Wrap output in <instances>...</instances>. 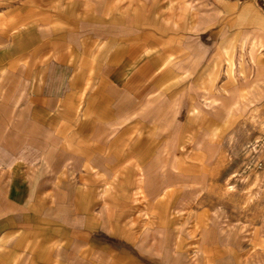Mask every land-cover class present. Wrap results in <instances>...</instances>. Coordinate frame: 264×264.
Masks as SVG:
<instances>
[{"label":"crops","instance_id":"1","mask_svg":"<svg viewBox=\"0 0 264 264\" xmlns=\"http://www.w3.org/2000/svg\"><path fill=\"white\" fill-rule=\"evenodd\" d=\"M256 112L264 0H0V264H264Z\"/></svg>","mask_w":264,"mask_h":264},{"label":"rangeland","instance_id":"2","mask_svg":"<svg viewBox=\"0 0 264 264\" xmlns=\"http://www.w3.org/2000/svg\"><path fill=\"white\" fill-rule=\"evenodd\" d=\"M251 137L240 142L238 166L226 186L223 203L252 213V225L264 227V112L252 117Z\"/></svg>","mask_w":264,"mask_h":264}]
</instances>
